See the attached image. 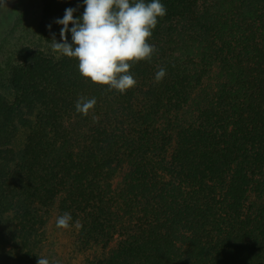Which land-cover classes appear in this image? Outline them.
Returning <instances> with one entry per match:
<instances>
[{
    "label": "trees",
    "instance_id": "16d2710c",
    "mask_svg": "<svg viewBox=\"0 0 264 264\" xmlns=\"http://www.w3.org/2000/svg\"><path fill=\"white\" fill-rule=\"evenodd\" d=\"M39 2L0 56V264H38L57 201L87 264H264V0H161L123 93L51 47L84 0Z\"/></svg>",
    "mask_w": 264,
    "mask_h": 264
},
{
    "label": "clouds",
    "instance_id": "9594fccd",
    "mask_svg": "<svg viewBox=\"0 0 264 264\" xmlns=\"http://www.w3.org/2000/svg\"><path fill=\"white\" fill-rule=\"evenodd\" d=\"M85 10L81 17L74 19L76 9L68 8L62 19L56 24L62 25L61 40L53 38V51L70 58L78 59L80 74L98 85H107L108 91L120 93L131 89L136 80L129 73V62L151 59L156 51L154 45L147 42L156 27L158 18L166 14L161 0H84ZM69 24L73 25L69 29ZM51 25H49V28ZM71 32L72 43L67 40ZM166 75L161 67L155 79L160 81ZM96 99L79 97L76 111L88 114L96 104ZM72 220L71 214L63 213L56 220L58 228L67 229ZM76 226L80 227L79 222ZM38 264H50L47 258H39Z\"/></svg>",
    "mask_w": 264,
    "mask_h": 264
},
{
    "label": "rangeland",
    "instance_id": "374dc122",
    "mask_svg": "<svg viewBox=\"0 0 264 264\" xmlns=\"http://www.w3.org/2000/svg\"><path fill=\"white\" fill-rule=\"evenodd\" d=\"M41 13L39 0H0V56L20 37H27L38 22ZM58 201L52 206L45 225V239L41 247L43 258L50 264H87L100 252L98 247L83 248L79 231L70 221L67 229L56 226L57 217L62 215Z\"/></svg>",
    "mask_w": 264,
    "mask_h": 264
}]
</instances>
